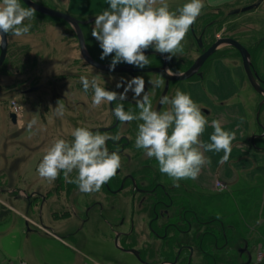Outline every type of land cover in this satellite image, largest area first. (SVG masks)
Here are the masks:
<instances>
[{
  "label": "rangeland",
  "instance_id": "1",
  "mask_svg": "<svg viewBox=\"0 0 264 264\" xmlns=\"http://www.w3.org/2000/svg\"><path fill=\"white\" fill-rule=\"evenodd\" d=\"M33 1L63 12L58 0ZM166 2L170 10L175 11L188 0ZM254 3H259L260 6L256 13H253L254 8L233 14L229 18L228 9L226 20L236 21V32L232 36H236L249 49V61L256 70L254 72L264 81V0H255ZM21 4L24 6L22 1ZM214 11L203 9L199 17L204 15L203 20L206 22L225 20L226 17L219 18ZM25 23L32 24L30 32L22 37H7V54L0 67V264H16L24 259L32 264H107L108 260L113 264L127 260L129 263L134 259L129 256L123 258L115 248L114 240L109 239L115 238L109 230L112 227L116 230L130 227L132 203L126 190L121 194L108 196L101 190L85 194L79 191L76 184L67 182L62 172L55 181L42 179L37 172L46 150L55 139L62 138L71 142L74 139L71 132L76 127L99 129L112 124L111 116L108 117L107 114V102L93 108V91L90 88L87 93L84 92L80 77L86 76L91 80L96 76L102 87L119 92L120 89H116L115 85L121 75L101 72L88 66L82 59L79 60L74 28L65 21L36 12L35 17ZM229 25L228 22L226 28L222 26L223 35L230 34ZM92 28L93 22L85 31L89 29L91 32ZM215 29L216 27L212 30ZM182 45L183 48H192L190 43L186 45L182 41ZM90 46L93 48L92 53L101 52L95 39H91ZM222 49L225 48L222 47L219 51ZM235 52L230 49L231 56L227 57V62L224 60L229 67L236 66V63L241 65V58ZM105 60L110 61L111 57ZM241 76L243 74L240 78ZM244 81L248 84V92L251 91L246 77ZM33 87L39 88L29 92ZM258 95L259 104L264 99V94ZM58 101L64 105L63 117L56 116L53 110ZM13 104L20 112L17 124L9 117ZM260 120H264V106L260 109ZM154 159L148 158L142 150L139 165L152 167ZM136 160L135 156H122L124 172L136 170ZM144 169L145 167L142 172ZM76 175L73 171L71 178L74 179ZM262 179L264 176L250 178L246 173L238 172L237 179L228 182L231 183L230 190L224 194L218 195L211 187H206V202L211 204L216 195L232 196L234 199L252 195L248 191L244 192L242 187ZM97 201L104 208L100 210L95 205L87 214L86 208ZM44 204L48 206L42 211ZM120 213L125 217L122 225ZM145 217L147 216L142 215L141 221L135 226L146 233L134 236L130 245L143 247L145 243L150 246L149 242L156 245V239L146 229ZM43 225L49 226L45 229L51 234L42 229ZM50 226L53 231L48 230ZM148 249L146 251L151 254L153 250ZM164 253L160 254L164 257Z\"/></svg>",
  "mask_w": 264,
  "mask_h": 264
},
{
  "label": "clouds",
  "instance_id": "2",
  "mask_svg": "<svg viewBox=\"0 0 264 264\" xmlns=\"http://www.w3.org/2000/svg\"><path fill=\"white\" fill-rule=\"evenodd\" d=\"M108 5V9L94 18L91 36L101 49L100 59L111 57L110 72L120 64L146 68L150 64L149 49L167 61L182 54V41L205 7L204 0H188L175 11L170 10L166 0H108ZM35 13L34 7L22 6L21 0H0V47L6 43V36L27 35L32 24L25 21H31ZM80 81L85 93L90 88L93 91V108L104 102L125 101L132 93L138 114L125 111L123 103H117L113 114L121 123L142 121L138 124L136 148L142 149L148 158H155L159 171L173 179L176 187L181 180L198 179L202 169L211 163L205 155L207 152L223 151L219 163L228 162L236 133L225 130L222 122L214 119L211 142H202L200 137L208 120L190 94L177 89L173 97L163 96L160 104L170 107L157 111L145 91L146 81L142 76L121 77L115 85L116 89H123L120 92L102 87L96 76L91 80L81 76ZM147 83L156 89L163 86L164 80L150 79ZM53 110L56 116L63 117L61 101ZM71 136L74 138L71 142L62 138L53 141L37 167L38 175L55 181L62 172L64 179L76 184L80 192H99L121 167L119 153L109 152L106 146L108 140L116 141L119 136L93 132L85 126L74 128ZM73 171L77 173L74 179Z\"/></svg>",
  "mask_w": 264,
  "mask_h": 264
},
{
  "label": "flooded vegetation",
  "instance_id": "3",
  "mask_svg": "<svg viewBox=\"0 0 264 264\" xmlns=\"http://www.w3.org/2000/svg\"><path fill=\"white\" fill-rule=\"evenodd\" d=\"M227 12L222 9L214 11L219 18L226 17ZM228 16L232 18L233 14H229ZM75 18L82 21V23H79V29L83 36V46L86 55L100 64L109 65L110 61L100 59V55L98 54H101V52L97 54L92 53L93 48L90 46V41L93 38L89 29H87L88 32L85 29L93 21L83 23L86 19L78 16H75ZM203 18H205L204 15L195 21L183 41V44L185 43L186 45L190 43L193 49H188V46L184 47V52L174 56L171 61H167L163 56L149 49L147 54L150 64L146 68L136 69L128 65L127 71L111 73L120 74V77L126 79H131L137 75L144 76L146 81L145 91L150 94L153 109L157 111L168 110L169 105L160 104V99L163 96L167 95L171 98L177 89L182 92L184 90L188 91L189 83L191 82H199L204 85L208 76L215 74L217 61H226L227 57L231 56L230 49L238 52L230 45L218 46L207 56L191 76L179 81L169 79L167 75H180L187 72L194 62L216 40L221 38H233L237 40L236 36H232V33L236 32V21H228L226 17L225 20H208L206 22ZM228 22L230 24L228 26L230 34L223 35L222 26L226 28ZM215 27L216 29L212 30ZM74 36L77 40L78 51L80 53L79 60L82 59L88 66L101 72L110 73L109 71H104L90 65L83 58L76 32ZM222 47L225 49L219 51ZM246 49L250 53L249 49ZM126 65L120 64L117 66ZM252 70L253 72L255 70L253 66ZM157 78H162L164 84L159 88L153 89L147 81ZM257 82L264 88V81L257 77ZM120 91H123V89L121 88ZM117 103H123L125 111H131L133 114H138L139 112L130 92L128 99L125 101L107 103L109 109L107 114L112 119L110 126L90 130L93 132L102 131L109 136H119V139L116 141L110 139L106 142L109 152L116 151L121 157L130 158L131 156H135L137 159L134 165V167H137L136 170L124 172L123 167L125 166L121 165L116 175L101 188V191L107 196L116 195V193L121 194L126 190L132 203V212L129 217L130 227H128L131 231L136 229L142 231V228H137L135 225L138 224V221H141L142 215L147 216L145 217L147 218L146 229L156 239L157 243L154 245L149 242L150 246L144 243L143 247L137 249V252L141 253V255H144L145 252L150 254V251H146L149 248L148 250H153L152 254L154 253L161 258L170 259L168 262L177 258L176 264H192V257L195 252L200 258L199 264H264V180L252 181L244 185L242 187L244 192L248 191L252 195L238 196L236 197L238 200L232 196L231 198L229 196H218L230 190L229 186H231V183L228 184L226 181H223L221 189L215 190L218 195H216L211 204L206 202L208 199L205 196L206 186L200 180H181L179 181V187H176L173 179L167 175L164 176L159 171L158 162L155 159V162L151 164L152 167L139 165V156L142 149L136 148L135 139L138 124L142 123V121L134 120L130 123H121L113 114V109L117 106ZM262 106H264V99L259 102L256 111V123L259 127V134L264 136V125L259 121ZM200 109L201 111L203 110L201 107ZM144 167L145 169L142 172ZM95 205L100 210L104 208L97 201L86 208V213L88 214ZM120 219V225H122L125 217L121 215ZM111 229L116 230L113 227ZM177 234L188 238L186 243L177 245L171 250L168 249L170 238ZM209 237H212L210 240L211 247L207 245ZM195 243L197 244L196 247ZM161 252L170 255L163 257L160 254ZM210 255L212 257L208 261L207 256Z\"/></svg>",
  "mask_w": 264,
  "mask_h": 264
},
{
  "label": "crops",
  "instance_id": "4",
  "mask_svg": "<svg viewBox=\"0 0 264 264\" xmlns=\"http://www.w3.org/2000/svg\"><path fill=\"white\" fill-rule=\"evenodd\" d=\"M58 2L63 8V12H68L84 19L101 14L109 7L108 0H58ZM254 2L255 0H204V9H222L224 11L229 9L228 11L230 12L236 11V14L241 9L253 5ZM258 8L260 6L255 7L253 13H256ZM239 66L236 63V66L229 67L223 60H219L216 62L215 74L208 76L204 85L199 82H191L189 83L188 91L184 90L203 109L202 114L208 120V125H206L205 131L200 137L202 142H211L210 136L214 131L211 127V121L214 119L220 120L225 130L236 133V138L232 142V152L228 162L224 164L219 163L221 157L224 155L223 151L219 153H205L211 160V163L202 169L196 180H200L206 187H211V189L212 182L215 178H220L222 181L228 183L237 179L238 172L246 173L250 178L259 175L264 176V148H262L264 147V136L259 134V127L256 123L259 95L251 89V86V91L248 92V89H246L248 84L246 85L244 81L245 77H243L245 74L242 63ZM242 74L243 76L240 78ZM243 95H245V98H243ZM260 122L264 125V120H260ZM47 206V204H44L42 211H45ZM44 226L47 227V225ZM51 228L50 226V230ZM109 230L112 233L111 235L115 236L114 239L112 237H109V239L111 241L114 240L115 248L121 252V256L123 258L129 256V258L134 259L129 263L127 260L120 262V264H170L168 262L170 259L161 258L154 253L148 254L145 252L144 255L138 253V258L126 250L130 249V247L135 250L139 249L140 247L136 244L130 246V243H132L130 241L134 236H142L146 232L139 229L134 231L130 229ZM122 242L124 245H122ZM196 256V252L193 253L192 264H199L200 258ZM23 261L27 264H32L29 260L24 259ZM107 264L113 263L108 260Z\"/></svg>",
  "mask_w": 264,
  "mask_h": 264
},
{
  "label": "water",
  "instance_id": "5",
  "mask_svg": "<svg viewBox=\"0 0 264 264\" xmlns=\"http://www.w3.org/2000/svg\"><path fill=\"white\" fill-rule=\"evenodd\" d=\"M27 7L31 6L34 7L36 9V12L41 13V14H45L51 17H56V18H60L62 20H64L65 22H68L69 24H71L75 30H76V36L77 39L79 41V45H80V51L81 54L83 56V58L92 66L99 68L101 70L104 71H109L108 65H103L100 64L94 60H92L91 58H89L85 51H84V46H83V36L81 34V31L79 29V23H82V21L78 20L77 18L57 11V10H53L50 8H47L45 6H42L32 0H21ZM254 6H257V4L243 8L242 11L248 10ZM95 17L84 21L83 23H89L90 21L94 20ZM6 43L4 44V46L0 47V67L2 66L5 57H6V52H7V36L5 37ZM230 45L232 47H234L240 57H241V61H242V66L244 69V72L247 76V79L250 83V85L253 87L254 90H256L259 93H264V88H262L258 82L256 81L257 79V75L256 73L253 72L252 70V65L251 62L249 61V53L247 51V49L241 44L239 43L237 40L233 39V38H221L216 40L211 46L210 48L204 52L195 62L194 64L190 67L189 70H187V72L180 74V75H167V77L171 80L174 81H179V80H184L186 78H188L189 76H191V74H193V72L198 68V66H200V64L207 58L208 55H210L218 46L220 45ZM127 66H117L116 70L114 72H123V71H127ZM110 72V71H109ZM37 88V87H36ZM35 90V88L30 89L29 91ZM262 104V103H261ZM11 120L13 123H15V117L14 115H10ZM128 251H130L133 255H135L136 257L139 258V254L137 252V250L135 249H128ZM177 262V258H174L173 261L170 262V264H176Z\"/></svg>",
  "mask_w": 264,
  "mask_h": 264
},
{
  "label": "trees",
  "instance_id": "6",
  "mask_svg": "<svg viewBox=\"0 0 264 264\" xmlns=\"http://www.w3.org/2000/svg\"><path fill=\"white\" fill-rule=\"evenodd\" d=\"M24 4V3H23ZM24 6L25 7H27L25 4H24ZM160 232V231H159ZM211 238L212 237H209V239H207L208 241H207V245H208V247L210 246L211 247ZM187 239L188 238H186L185 236H183V235H179V234H177V235H175V236H173L172 238H170V240H169V244H168V249H172L173 247H175V246H177V245H180V244H184V243H186V241H187ZM196 243H195V247H196ZM170 254H168V253H164V256H169ZM211 257H212V255H210V256H207V259H208V261L211 259Z\"/></svg>",
  "mask_w": 264,
  "mask_h": 264
},
{
  "label": "built area",
  "instance_id": "7",
  "mask_svg": "<svg viewBox=\"0 0 264 264\" xmlns=\"http://www.w3.org/2000/svg\"><path fill=\"white\" fill-rule=\"evenodd\" d=\"M13 110H14L15 112H18V107H16L15 105H13ZM217 186H219V184H217ZM18 264H25V263L20 262V263H18Z\"/></svg>",
  "mask_w": 264,
  "mask_h": 264
}]
</instances>
